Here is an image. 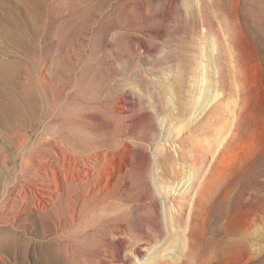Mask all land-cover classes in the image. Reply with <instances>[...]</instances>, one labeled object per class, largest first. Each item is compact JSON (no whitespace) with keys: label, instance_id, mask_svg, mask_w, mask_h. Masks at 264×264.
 I'll use <instances>...</instances> for the list:
<instances>
[{"label":"rangeland","instance_id":"rangeland-1","mask_svg":"<svg viewBox=\"0 0 264 264\" xmlns=\"http://www.w3.org/2000/svg\"><path fill=\"white\" fill-rule=\"evenodd\" d=\"M51 2L0 0V53L7 60L17 61L14 82L24 75L22 66L27 63L24 54L30 46L40 40L46 51L57 40L74 39L79 34L76 38L81 52L72 61L91 57L75 79L81 81V96L97 99L91 105L95 110L88 115L104 129L121 127L126 132L128 127L131 132L129 137H123L127 151L122 160L128 163L135 157L141 171L142 187L138 188V198L133 203L146 206L148 211L156 210L164 223L167 199L159 197L158 191L160 182L170 177V169L166 172L160 168L155 174L157 182L146 174L156 156L157 145H164L168 153L178 152V148L173 150L170 146V149L169 143L174 139H168L166 129L183 123L178 142L195 144L204 153L206 167L202 170L192 165L191 169L189 160L186 163L179 160L172 177L185 174L189 183L194 184V199L202 194L207 198L208 203L202 209L205 213H200L202 227L218 233L215 239L218 257L213 264H264V0ZM84 22L88 32L82 34L78 28ZM115 30L118 35L110 40ZM87 33L89 37L84 39ZM212 67L217 70L214 78L220 94L212 106L221 108L224 114L212 128L203 129V115L196 117L200 111L196 110L199 107L196 101L200 88H208L211 83ZM0 104V264H58L43 263L42 252L30 251L29 257L23 256L24 237L35 245L56 237L52 221L47 220L45 225L36 213L31 217L35 227L24 225L31 199L37 198L45 207L49 205L40 195L39 187L46 173L51 172L37 156H31L34 150H39L35 140L25 146L24 154L18 152L17 143H8L1 136L9 127V121L2 118V109L9 104L19 110L22 128L27 131L32 118L30 103L22 90L0 83ZM72 109L73 115L79 114L76 106ZM113 112L118 122L112 120L107 125ZM195 126L201 129L196 131ZM227 130L232 133L227 134ZM132 151L136 155L131 156ZM39 152L50 158L51 167L56 170L59 162L53 153ZM56 152L59 153L57 148ZM13 220L20 246L14 262L11 250L3 244L12 235ZM145 232L150 233L148 229ZM121 251L123 260L128 257V262L133 261V249L125 244Z\"/></svg>","mask_w":264,"mask_h":264},{"label":"bare ground","instance_id":"bare-ground-1","mask_svg":"<svg viewBox=\"0 0 264 264\" xmlns=\"http://www.w3.org/2000/svg\"><path fill=\"white\" fill-rule=\"evenodd\" d=\"M86 29L87 22L78 28L82 34L84 31L88 32ZM76 35L74 39L64 37L57 40L55 46L46 51L36 38L39 40L38 43L26 48L24 56L29 65L25 62L22 66L24 75L17 83L14 82L17 61L7 60L0 53V83L16 85L22 90L30 103L32 118L27 131L24 130L19 110L11 104L7 105L2 109V118L9 121V127L7 131L1 132V136L3 135L8 143H17L18 152L24 154L25 146L32 145L35 140L40 151L52 152L59 162L55 170L51 167L50 158L43 156L39 150L36 149L31 154L37 156L51 172L46 173L39 187L40 195L47 199L45 202L49 205L45 207L37 198H30L31 201H27L25 210L27 218L24 225L35 227L31 217L36 213L45 225L47 220L52 221L56 228V237L38 245L24 237L21 249L23 256L29 257L30 251L42 252L43 263L56 261L58 264H213L218 257L216 251L218 244L215 240L218 233L202 227L201 213L204 212L202 210L205 209L204 205L208 203H205L207 198L202 194L194 199V184L189 183L185 174L178 178L172 177L179 160L185 163L189 160L191 169L192 165H198L203 170L206 167L204 153H201L195 144L188 146L186 141L178 142L181 139L183 123L179 125L177 123L176 127L167 126L165 129L168 130V139L176 140L171 141L169 147L171 146L173 150L178 148V152L168 153V150H164V145L161 143L157 145L156 156L148 168L149 173L146 174L153 182H157L155 178L157 171L160 168L166 172L170 169V177L167 181L160 182L158 191L159 197L167 199L163 211L164 223L156 210L148 211L146 206L133 203L138 198V188L142 187L141 171L135 163V157L128 163L122 160L123 154L127 151L123 137H129L131 132L128 127L126 132H123L121 127L104 129L98 124L99 121L88 115L90 110H95L92 106L97 99L88 100L80 95L82 85L78 78L75 79V74L81 66L88 65V58L91 56L83 61L81 59L72 61V57L79 54L82 47L78 44L79 38H76ZM117 35L118 31H113L110 40ZM87 37L88 33L84 39ZM89 69L92 73L91 67ZM216 71L215 68H211V83L208 88L201 87L198 91L199 97L196 102L199 107H196V110L200 111L196 117L203 115L204 119L201 121L203 129L210 128L223 119L224 113L221 108L213 107V103L220 96L215 86ZM170 90L172 91L171 88ZM74 106L79 109V114L73 115ZM19 120L22 121L21 124ZM112 120L118 122L114 112L110 120H107V125ZM197 127L196 131L201 129ZM228 131L231 130H227V134L232 133ZM226 135L224 137L228 136ZM53 146L59 153L56 152V148H52ZM129 153L131 156L136 155V151ZM3 162L5 163L4 157ZM199 217L201 220L198 222ZM146 229L150 233H146ZM11 231L9 240L3 244L11 250V261L14 262L18 258L20 248L14 220ZM23 232L26 235L25 231ZM152 240L155 241L154 244ZM125 244L134 251L131 262H128L130 258L127 257L128 260L125 261L121 257V248Z\"/></svg>","mask_w":264,"mask_h":264}]
</instances>
